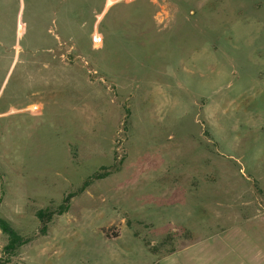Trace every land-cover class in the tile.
<instances>
[{
  "label": "rangeland",
  "instance_id": "1",
  "mask_svg": "<svg viewBox=\"0 0 264 264\" xmlns=\"http://www.w3.org/2000/svg\"><path fill=\"white\" fill-rule=\"evenodd\" d=\"M123 214L175 231L155 264H264V0H0L4 264L89 263Z\"/></svg>",
  "mask_w": 264,
  "mask_h": 264
},
{
  "label": "crops",
  "instance_id": "2",
  "mask_svg": "<svg viewBox=\"0 0 264 264\" xmlns=\"http://www.w3.org/2000/svg\"><path fill=\"white\" fill-rule=\"evenodd\" d=\"M199 202L203 212L204 209L207 210L204 198ZM52 222L53 220L49 225ZM133 224L141 227L142 231L134 228ZM157 230L153 218L131 221L123 214L120 219H108L104 226L96 228L100 235L98 243L100 250L96 251L92 261L89 263L85 261L84 264H155L158 256L157 246L169 244L172 240L171 235L175 232L168 229L157 235Z\"/></svg>",
  "mask_w": 264,
  "mask_h": 264
},
{
  "label": "trees",
  "instance_id": "3",
  "mask_svg": "<svg viewBox=\"0 0 264 264\" xmlns=\"http://www.w3.org/2000/svg\"><path fill=\"white\" fill-rule=\"evenodd\" d=\"M126 113L127 114L125 119H127L129 116L128 111H126ZM122 161L123 159L119 161L118 163L119 166L117 167L111 165L107 168H101L99 171L95 172L92 176L85 179L81 184V186L74 193L67 194L58 206L50 209L48 208V209L36 211L35 216L40 222L39 235L46 234L47 225H49V223H51V221L54 218L68 212L70 208V202L75 196L82 194L95 181L102 180L106 178L108 175H110L112 172L119 171ZM0 232L6 238V244L2 247L0 264L8 263L10 258L16 254L17 250L20 247L27 245L32 240V238H25L20 236L18 232L12 228L11 224L7 220L1 217H0Z\"/></svg>",
  "mask_w": 264,
  "mask_h": 264
},
{
  "label": "built area",
  "instance_id": "4",
  "mask_svg": "<svg viewBox=\"0 0 264 264\" xmlns=\"http://www.w3.org/2000/svg\"><path fill=\"white\" fill-rule=\"evenodd\" d=\"M124 1H127V0H124ZM166 14V11L165 10H162L161 13H158V17L157 19L160 21L161 18ZM98 41V40H97Z\"/></svg>",
  "mask_w": 264,
  "mask_h": 264
}]
</instances>
